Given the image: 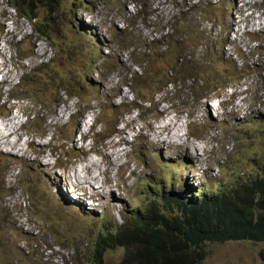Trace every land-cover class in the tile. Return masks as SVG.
<instances>
[{
	"label": "rangeland",
	"instance_id": "obj_1",
	"mask_svg": "<svg viewBox=\"0 0 264 264\" xmlns=\"http://www.w3.org/2000/svg\"><path fill=\"white\" fill-rule=\"evenodd\" d=\"M12 1L0 0V29L14 43L22 41L13 46L16 50L31 52L20 62L13 48L0 45V104L10 106L0 115V237L1 250L10 252L11 262L60 264L48 247L62 255L69 252L51 242L53 235L62 236L64 223L95 228L101 214L109 225L113 219L120 223L131 211L143 209L153 185L180 194L202 187L227 192L262 171L264 72L252 64L256 47L264 46V0L238 1L245 7L232 11L225 63L218 58L210 66V86L188 79L163 89L151 103L130 96L139 79L121 80L116 71L100 68L102 58L90 49L88 34L77 32L79 22L88 31L94 29L93 41L100 40L107 52L114 32L129 22L121 0H54L59 55L45 40H35L31 25L9 9ZM148 3L158 18L171 12L166 0ZM84 8L90 11L76 12ZM214 31L217 35L221 29ZM111 50V56L125 59L117 47ZM96 60L99 70L94 64L89 70ZM23 74L24 82L18 84ZM215 85L220 88L197 102ZM19 92H26L27 100L8 99ZM168 119L171 128L159 136L157 127ZM171 131L173 137L180 132V139L171 138L176 146L167 141ZM163 139L167 144L160 143ZM107 154L112 161L105 159ZM84 163L88 167L75 177ZM205 251L200 264H264V243H211ZM122 256L121 250L112 251L105 264H119Z\"/></svg>",
	"mask_w": 264,
	"mask_h": 264
},
{
	"label": "trees",
	"instance_id": "obj_2",
	"mask_svg": "<svg viewBox=\"0 0 264 264\" xmlns=\"http://www.w3.org/2000/svg\"><path fill=\"white\" fill-rule=\"evenodd\" d=\"M121 1L124 7L136 10L135 16L126 11L131 22L141 18L153 30L149 37H137L134 26L128 25L117 33L116 44L131 48L132 63L138 69L135 77L140 81L131 91L134 97L151 103L163 89L188 79L210 86L206 74L210 79L208 70L223 55L228 39L222 34L214 36L212 28H204L203 24L208 22L224 30L234 9L233 0H166L172 13L168 19L154 20L148 0ZM49 2L13 0L10 7L33 21L38 18L39 7L49 10ZM45 18L46 14L33 23V29L48 38ZM257 49L260 53L252 66L264 72V46ZM131 80L135 83L133 77ZM14 97L20 99L18 95ZM3 112L0 107V115ZM152 188L155 191L143 209L131 211L120 223L113 219L112 225L107 224L104 214L95 228L64 223L62 236L53 235L51 242L71 252L62 255L48 247L49 252L59 256L60 264H105V257L117 249L123 253L119 264H200L206 256V244L264 243V163L255 177L237 183L227 192L202 187L197 193L180 194L167 192L165 187ZM3 241L4 236L0 237V264H14L8 259L10 252L1 250Z\"/></svg>",
	"mask_w": 264,
	"mask_h": 264
},
{
	"label": "clouds",
	"instance_id": "obj_3",
	"mask_svg": "<svg viewBox=\"0 0 264 264\" xmlns=\"http://www.w3.org/2000/svg\"><path fill=\"white\" fill-rule=\"evenodd\" d=\"M238 1H240V0H233V2H234V9L232 11H235L237 8H239V9L242 10V7H245V3H239L240 4L239 5L238 4ZM54 2H55L54 0H50L49 3L52 5V3H54ZM12 4L9 5V9L19 19L26 20L31 25V31H32V34H33L35 40H37V41H39V40H45L52 48H55L57 50V55H59L60 52L62 51V45L58 42V39L56 38V35L54 34V31H53V24H54L55 15L57 14V10L54 11L50 7L48 11H45L43 7H39L36 10V15L38 16V18L35 19V20H33V21H29L26 17L19 16L13 9H11L10 6H12ZM125 9H126V11L128 13H130V14H132L134 16L136 15L135 14L136 13V10H135L134 7H132V6H126ZM82 11H90V10L89 9L86 10V8H84V9H80V10H78L76 12L79 13V12H82ZM232 11H231L230 17L225 21V29L224 30L222 29V26L221 27L220 26H213L211 23L205 22V23H208V24L211 25V28H212V30L214 32V36H218V34L215 35V31H214L215 27H219V29H221V32L219 34H222L223 31H226L228 33V34L225 35L226 39H228L227 40V44H226L225 47H227L228 45H230V43H229V35H230V33H232L231 28H232V25L234 23V17H233L234 15H232ZM152 12L153 11L151 9V13H150L151 14L150 15L151 20H154V19L158 18L157 16L153 15ZM171 13H172V8H171V12L169 14H171ZM45 14L47 15V18L44 19V21H45V30L48 32V38H44L42 36H39L35 32V30L33 29V23H36L37 21L41 20L42 17L45 16ZM169 14L167 16H164L163 15L161 18L168 19L169 18ZM127 17L129 19V22H127L126 24H124V26L121 27L120 30H117V31L114 32L113 37L111 38L110 42H108L109 45L108 46L106 45V49L108 51L105 52V53H104L103 46L100 45V40H98L97 38L94 37V41H93V39L91 37L95 30L92 29V30L88 31L87 28H85L84 24H82V23L79 22V26L77 28L78 34L81 35V36H85V35L88 34L89 40L92 41V43L90 45V49L94 52V55L97 54L100 58H102V65L101 66L98 65V63H97L98 61L96 60V61H94V63H91V65H89V70L93 68V64H94V68H97V70H99L98 68L100 66V68H109V70L116 71L120 75L121 80H123L125 78L127 80L132 81L131 80L132 77H133V79L137 80V78L135 77V73L138 72V69L136 67H134V65L132 63L133 62V54H132L133 52H132L131 48L123 49L121 46H118L116 44V39H118L117 33H118V31H122V30L126 29V27L128 25H130V27L132 25L134 26V30L137 31L136 32V36L137 37H149L153 30H152L151 27L146 26V25H148V23L146 25H144V22L141 21V18L135 19L136 22H131L130 20H132V19L130 18V16L128 14H127ZM139 27H141V29L144 27L148 31L147 34H143L142 31H140L138 29ZM80 31H82V34L79 33ZM0 35H1V38H2L1 41H0V45H5L8 49L13 48L14 59H16V57H18L19 60L18 59H16V60L22 62V61H25L28 58V55L31 52V49L30 48L28 50L24 51V52L21 51V50H16V48H15L16 46L17 47H20L21 44H22V41H19V42L14 43V38H10V39L8 38L7 39L6 34H4V31L2 29H0ZM222 36H223V34H222ZM255 42H257V40H255ZM13 46H15V47H13ZM113 46L117 47L119 53H121L123 56H125V59L122 60L119 57H113V56H111V52H112L111 47H113ZM225 47H223V55L225 53ZM258 47H260V46H257L256 49ZM96 48H97V50H96ZM259 53H260V51L257 49V53L255 54V57H257V55ZM223 55L222 56H218V58L221 60V63H225V61H223ZM43 67H44V64H41L40 66L33 67L32 68L33 71H31V72L28 73L27 78H29L31 75H33L35 73V71L38 72V70L41 69V68H43ZM23 78H25V74H23L21 77H19V79H17L18 84L24 82V79ZM17 87H19V86L18 85L12 86L11 89L9 90V92L12 94L13 90L15 88H17ZM216 87H218V89L220 88V86L215 85L213 87L214 90L213 89L207 90L205 92V94L201 93L197 97V102L201 98L205 97V95L207 93H210V91L212 93L215 92L217 90ZM121 88L123 90H127L128 91V86L125 87L122 84ZM62 92H64L65 95L68 96V94L65 91H62ZM160 93H158V94H160ZM14 95L20 96V99H16V97H14ZM14 95H8L7 97L11 101H15V100H17V101H19V100H27L26 92H19V93H16ZM130 96L133 97V95L131 93H130ZM52 100H50V101H52ZM152 101H153V98H152ZM145 102H147V101H145ZM0 107H2L4 109V112H3L2 115L7 114L9 112V110H10V106L7 107L6 104H2V105L0 104ZM0 117H2V116H0ZM89 120H91V119L89 118ZM95 124H96V121H95V118H94V120H92V123H90V130H92L93 128H95ZM85 125H86V120H85ZM74 128H75V126L73 127V129ZM69 204L71 206H74L73 204L70 203V201H69ZM55 247L58 248V249H60L57 246H55ZM68 251L71 252V250H68Z\"/></svg>",
	"mask_w": 264,
	"mask_h": 264
},
{
	"label": "bare ground",
	"instance_id": "obj_4",
	"mask_svg": "<svg viewBox=\"0 0 264 264\" xmlns=\"http://www.w3.org/2000/svg\"><path fill=\"white\" fill-rule=\"evenodd\" d=\"M3 74H4V73H3ZM3 74H2V75H3ZM0 77H2V76H0ZM199 110H200V109H199ZM11 114H12V113H11ZM11 116H12V115H11ZM204 116H205V115H204ZM4 117H5V116H4ZM11 118H12V117H11ZM4 119H5V118H4ZM6 119H7V117H6ZM13 119H15V118H13ZM17 119H18V118H17ZM15 120H16V119H15ZM10 121H11V120H10ZM7 122H8V121H7ZM171 122H172V121H171L170 119H168V124H167V125L163 124V125H161V126H158V127H157V130H156V132H157L156 134L159 133V134H160L159 136H161L162 133H163V131H166L168 128H171V125H172ZM10 123H11V122H10ZM11 124L13 125L14 123H11ZM168 125H169V126H168ZM82 126H83V127L86 126L84 121H83ZM180 129H181V128H180ZM158 130H160V131H158ZM169 130H170V129H169ZM177 131H178V130H177ZM161 132H162V133H161ZM170 133H171V134H170ZM170 133H169V135H166L167 141H168V140L170 141L171 138H173V139L176 138V140H177L178 138L180 139V137H181V135L179 134L180 132H179V133L177 132L178 134L175 133V137H173V136H174V133H172V131H171ZM164 134H165V133H164ZM166 134H167V133H166ZM182 136H183V135H182ZM173 139H172V140H173ZM172 140H171L172 144H171L170 146H176V145H178V143H177L176 141H172ZM160 143L164 144V143H166V141L163 139L162 141L160 140ZM166 144H167V143H166ZM160 146H161V145H160ZM181 146H182V145H181ZM197 149H199V148H197ZM199 150H200V149H199ZM187 154H188V153H187ZM110 155H111V154H107V155H106V158H105V159L108 160L109 162H110V160H111V159H110ZM111 161H112V160H111ZM84 164H85V165L82 166L80 170L77 169V170L74 171V175H75L78 171L82 172V171H84V170L88 167V163H84ZM110 164H111V163H110ZM74 175H73V176H74ZM193 175H194V174H193ZM75 177H76V175H75ZM72 186H73V185H72Z\"/></svg>",
	"mask_w": 264,
	"mask_h": 264
}]
</instances>
